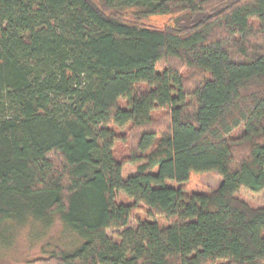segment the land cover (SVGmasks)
<instances>
[{
    "label": "trees",
    "instance_id": "16d2710c",
    "mask_svg": "<svg viewBox=\"0 0 264 264\" xmlns=\"http://www.w3.org/2000/svg\"><path fill=\"white\" fill-rule=\"evenodd\" d=\"M55 218L45 264H264V0H0V233Z\"/></svg>",
    "mask_w": 264,
    "mask_h": 264
},
{
    "label": "rangeland",
    "instance_id": "374dc122",
    "mask_svg": "<svg viewBox=\"0 0 264 264\" xmlns=\"http://www.w3.org/2000/svg\"><path fill=\"white\" fill-rule=\"evenodd\" d=\"M173 19V15H154L141 22L163 27L171 25ZM155 119L161 126L159 123H163L164 116L158 114ZM220 180V176L215 171L192 172L184 186L188 191L204 192L215 188ZM238 195L246 199L241 194ZM248 201L254 206L259 205L257 202ZM129 224L136 226L134 220H130ZM7 225V229L0 233V264H45L41 258L46 256L50 244L71 248L79 242L77 234L58 218L48 226H43L32 219L21 224Z\"/></svg>",
    "mask_w": 264,
    "mask_h": 264
}]
</instances>
